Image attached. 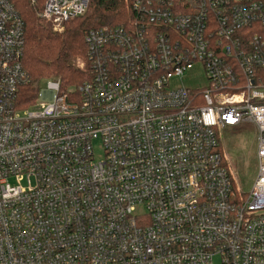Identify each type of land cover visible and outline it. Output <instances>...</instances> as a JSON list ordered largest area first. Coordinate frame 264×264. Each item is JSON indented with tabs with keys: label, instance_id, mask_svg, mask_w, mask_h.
<instances>
[{
	"label": "built area",
	"instance_id": "obj_1",
	"mask_svg": "<svg viewBox=\"0 0 264 264\" xmlns=\"http://www.w3.org/2000/svg\"><path fill=\"white\" fill-rule=\"evenodd\" d=\"M90 1L40 16L62 33ZM125 1L130 26L85 37L90 79L21 108L24 24L0 0V264H264V0ZM244 122L258 169L241 196L218 130Z\"/></svg>",
	"mask_w": 264,
	"mask_h": 264
},
{
	"label": "trees",
	"instance_id": "obj_2",
	"mask_svg": "<svg viewBox=\"0 0 264 264\" xmlns=\"http://www.w3.org/2000/svg\"><path fill=\"white\" fill-rule=\"evenodd\" d=\"M45 1L12 0L24 24V66L30 76V84L20 91L21 108L35 103L43 80H60L65 89L78 88L88 81L86 35L103 27H128L134 19L125 0H91L84 16L68 22L62 33H56L40 16ZM77 58L87 63L85 70L75 66Z\"/></svg>",
	"mask_w": 264,
	"mask_h": 264
},
{
	"label": "rangeland",
	"instance_id": "obj_3",
	"mask_svg": "<svg viewBox=\"0 0 264 264\" xmlns=\"http://www.w3.org/2000/svg\"><path fill=\"white\" fill-rule=\"evenodd\" d=\"M82 63H84L82 58L75 60V66L78 68ZM184 78V84L193 90H201L208 83L205 71L201 65H197ZM46 83L47 79L43 80L40 83L39 90L46 89ZM76 88V86L66 87L67 90L72 91L76 90ZM218 135L222 152L234 178L236 190L241 196L249 194L258 169L257 126L253 123L244 122L236 127L220 129L218 130ZM102 156L103 152L98 148L96 158L101 159ZM215 264H219L218 259H215Z\"/></svg>",
	"mask_w": 264,
	"mask_h": 264
}]
</instances>
